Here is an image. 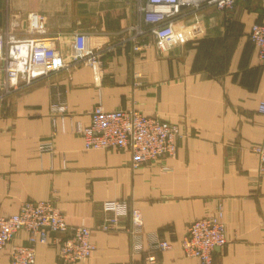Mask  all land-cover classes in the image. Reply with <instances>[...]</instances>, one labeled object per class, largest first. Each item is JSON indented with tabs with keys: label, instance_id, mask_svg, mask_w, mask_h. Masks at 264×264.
<instances>
[{
	"label": "crops",
	"instance_id": "1",
	"mask_svg": "<svg viewBox=\"0 0 264 264\" xmlns=\"http://www.w3.org/2000/svg\"><path fill=\"white\" fill-rule=\"evenodd\" d=\"M33 11L46 15L45 35L59 36L53 43L71 64L0 101V212L54 198L69 225L92 228L96 250L83 264H202L179 247L156 250L149 261L146 238L143 251L132 248L129 214L118 216L117 230L98 227L113 216L103 201L128 199L141 209L146 231L173 243L192 220L222 203L228 241L214 250V264H264V177L252 150L264 137L258 110L264 62L249 39L251 25L264 21V0H238L230 18L214 6L194 15L183 8L174 21L182 41L165 52L152 38L141 51L132 49L125 29L136 17L133 2L0 0V28L12 13L25 27ZM76 31L87 32L89 47L103 51L100 80L74 62ZM57 89L71 114L57 117L64 131L52 135ZM99 99L107 109L134 105L177 123L176 154L134 168L127 150L84 149L73 128L90 123ZM47 139L51 153L39 149ZM63 236L50 232L37 245L34 264H66L58 253ZM13 242L28 243L26 233L18 231ZM9 263L8 248L0 250V264Z\"/></svg>",
	"mask_w": 264,
	"mask_h": 264
},
{
	"label": "built area",
	"instance_id": "2",
	"mask_svg": "<svg viewBox=\"0 0 264 264\" xmlns=\"http://www.w3.org/2000/svg\"><path fill=\"white\" fill-rule=\"evenodd\" d=\"M133 2L135 20L126 27L128 39L134 51H141L152 38L160 51H168L180 44L183 33L174 26L175 18L183 8L196 14L203 6H214L226 18H230L238 0H121ZM47 17L38 11L30 12L25 27L21 26L19 14L12 13L5 27L0 28V101L13 92L67 68L63 51L53 43L59 36L45 35ZM23 31L24 34H23ZM74 37V62L88 65L96 80L105 73L103 51L89 47V36L85 31H76ZM249 39L257 47L258 56L264 62V21L254 22ZM89 47V48H88ZM258 110L264 113V99ZM68 112L63 90L57 89L51 101L53 129L57 133V117L63 119ZM60 129V128H59ZM64 131L62 124L61 129ZM73 132L83 138L84 149H115L130 152V164L137 168L146 163L173 157L177 150V139L181 136L178 124L156 114H146L136 106L107 109L99 99L91 110L90 123L76 122ZM41 152H53V140L39 144ZM258 156V173L264 177V137L252 146ZM167 168L163 166V169ZM54 192L56 190L54 189ZM103 207L113 216L98 225L105 231L120 227L118 216L129 214L128 231L134 251H143L142 240L148 242L149 261H153L156 250L173 247L182 249L185 255L198 257L202 264H214L213 252L228 241L224 209L219 203L216 210L192 220L177 243L166 239L158 231H146L141 209L128 199H107ZM23 230L28 243H16V233ZM63 233L59 242V258L66 264L85 262L96 250L92 240V228L80 224L69 225L54 198L24 200L16 213L0 212V250L8 248L9 264H34L36 247L46 243L49 233Z\"/></svg>",
	"mask_w": 264,
	"mask_h": 264
}]
</instances>
